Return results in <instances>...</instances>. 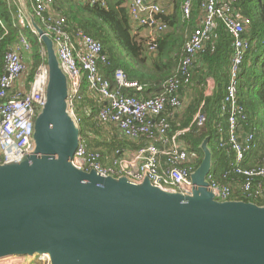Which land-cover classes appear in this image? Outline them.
<instances>
[{
	"label": "water",
	"instance_id": "water-1",
	"mask_svg": "<svg viewBox=\"0 0 264 264\" xmlns=\"http://www.w3.org/2000/svg\"><path fill=\"white\" fill-rule=\"evenodd\" d=\"M44 44L45 102L33 147L0 164V259L45 256L49 264H264V205L216 200L207 180L209 137L183 192L101 176L70 159L83 136L52 39L21 1Z\"/></svg>",
	"mask_w": 264,
	"mask_h": 264
},
{
	"label": "built area",
	"instance_id": "built-area-1",
	"mask_svg": "<svg viewBox=\"0 0 264 264\" xmlns=\"http://www.w3.org/2000/svg\"><path fill=\"white\" fill-rule=\"evenodd\" d=\"M15 1V0H11ZM21 1L19 0L20 4ZM83 4L107 5L106 0H77ZM232 1V0H230ZM34 12V19L42 25L44 32L52 39L55 53L68 81V109L80 125L83 132L75 150L71 164L81 170H95L101 176H124L132 182L140 183L148 178L155 186L183 192L190 184V175L195 169L191 161L195 151L187 142L180 139L189 128H184L169 134V124L160 117L168 102L174 109L182 106L180 97L175 94L180 87L191 83L192 68L199 50L210 36L216 20H220L225 30L231 36V67L228 81L221 97L220 109L227 113V140L220 146L232 155L228 172L244 176L242 190L247 196L262 192L259 181L264 179V165L246 168L243 166L245 154L253 150L257 143L254 132L246 134L241 142L238 130L239 123L246 121L247 115L238 98V74L244 61V55L249 48V42L243 37V31L249 19H241L233 13L228 0H200L202 10L199 24L191 32L186 41L180 58L177 75L169 79L164 90L147 99L128 96L120 89L141 86L135 81H128L121 68L113 73L114 85L103 77L99 71V63L105 62L101 43L94 40L83 31L70 32L66 29L65 18L55 12L53 0H29ZM134 31L140 26L149 29L146 39L148 50L155 49V41L165 30V24L156 20V16L164 14L166 8L160 0H124ZM18 8V20L21 25L31 27L25 13ZM183 18L189 19L191 2L182 3ZM40 40V39H39ZM31 47L24 36L5 53L4 72L0 75V164L7 161H17L28 154L32 147L34 119L45 102V87L47 83V67L40 64L28 83L26 90L22 89V76L28 70L24 60L25 52ZM45 54V49L42 50ZM105 64V63H104ZM213 80L207 77L206 88L212 87ZM206 91V89H205ZM99 97L102 105L94 120L114 124L123 137L140 143L134 149L116 150L103 154L100 150L91 151L88 147L83 120L79 116L78 103L86 95ZM206 95V94H205ZM208 96V95H207ZM202 105V103H201ZM201 108V107H200ZM203 121L199 111L194 115L192 124ZM219 132L225 129L219 128ZM207 180L214 192L216 200H228L232 191L228 185H220L212 180L211 172ZM258 183L252 189V183ZM11 263H8V262ZM0 264H49L45 256L12 255L0 259Z\"/></svg>",
	"mask_w": 264,
	"mask_h": 264
},
{
	"label": "trees",
	"instance_id": "trees-1",
	"mask_svg": "<svg viewBox=\"0 0 264 264\" xmlns=\"http://www.w3.org/2000/svg\"><path fill=\"white\" fill-rule=\"evenodd\" d=\"M107 5L83 4L77 0H53L52 9L65 18L66 29L70 32L83 31L101 43L105 64L99 63L103 77L114 85L113 73L121 68L128 81H135L136 87L120 89L128 96L147 99L160 94L165 83L177 75L184 45L191 32L199 24L202 13L200 0H190V18L184 19L182 3L174 0L171 13L156 16V20L165 24V30L155 41V49L148 50V41L134 31L132 21L123 0H106ZM233 13L241 19H249L243 31V37L249 42L244 61L238 74V98L247 115L246 121L240 122L238 134L241 142L245 135L254 132L256 147L247 151L243 166L246 168L264 165V0H228ZM26 10L34 14L29 0H23ZM21 9L19 0H0V75L4 72L5 53L24 36L31 50L25 52L24 60L28 70L22 76V89L28 88L35 70L40 64L46 65V55L42 52L44 44L27 25H21L17 9ZM22 14L24 11L21 10ZM35 21L42 27V25ZM231 36L220 20H216L209 38L196 54L191 83L180 87L175 94L180 97L182 106L174 109L167 102L160 117L169 124V134L189 128L180 136L187 142L195 156L191 166L196 168L203 153L201 142L209 137L208 146L213 160L212 180L220 185H228L232 191L230 200L251 201L264 205V179L260 180L262 192L247 196L242 190L244 176L228 172L232 155L226 146H220L227 140V113L220 109L221 97L228 81L231 67ZM207 77L217 78L218 90L212 95H205ZM202 103V105H201ZM99 97L86 95L78 103L79 116L83 120V129L91 151L100 150L109 155L112 151L134 149L140 143L122 136L112 123H101L93 119L102 105ZM201 107V108H200ZM203 121L192 124L194 115L199 111ZM263 118L262 122L260 118ZM225 129L219 132L218 129ZM262 131V132H261ZM252 183V189L258 188Z\"/></svg>",
	"mask_w": 264,
	"mask_h": 264
},
{
	"label": "crops",
	"instance_id": "crops-1",
	"mask_svg": "<svg viewBox=\"0 0 264 264\" xmlns=\"http://www.w3.org/2000/svg\"><path fill=\"white\" fill-rule=\"evenodd\" d=\"M124 1V0H123ZM174 0H160L161 4L167 9L165 13H171L173 8H174ZM149 29L147 27H141L138 30V33L140 36H143L146 38L147 34H148ZM217 78H213V83H212V87L209 84V86L206 88L205 94L206 95H212L214 92H216L218 90V82H217Z\"/></svg>",
	"mask_w": 264,
	"mask_h": 264
},
{
	"label": "rangeland",
	"instance_id": "rangeland-1",
	"mask_svg": "<svg viewBox=\"0 0 264 264\" xmlns=\"http://www.w3.org/2000/svg\"><path fill=\"white\" fill-rule=\"evenodd\" d=\"M137 31H138V30H137ZM139 37L142 38L143 36H139ZM144 38H145V37H144ZM56 57H57V60H58L59 66H60V62H59L58 56L56 55ZM263 58H264V57H262L261 60H263ZM60 68H61V66H60ZM61 69H62V68H61ZM260 119H261V122H262L263 118L261 117ZM261 132H262V131H261ZM8 263H11V262L9 261Z\"/></svg>",
	"mask_w": 264,
	"mask_h": 264
}]
</instances>
